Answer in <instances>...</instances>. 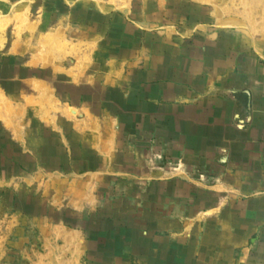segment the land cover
I'll use <instances>...</instances> for the list:
<instances>
[{
  "label": "rangeland",
  "instance_id": "1",
  "mask_svg": "<svg viewBox=\"0 0 264 264\" xmlns=\"http://www.w3.org/2000/svg\"><path fill=\"white\" fill-rule=\"evenodd\" d=\"M244 7L264 0H0V264H264V200L203 204L211 174L147 104Z\"/></svg>",
  "mask_w": 264,
  "mask_h": 264
},
{
  "label": "crops",
  "instance_id": "2",
  "mask_svg": "<svg viewBox=\"0 0 264 264\" xmlns=\"http://www.w3.org/2000/svg\"><path fill=\"white\" fill-rule=\"evenodd\" d=\"M232 16L219 27L232 37L214 42L200 69L183 66V82L159 86L147 99L166 107L165 138L185 166L211 174V198L201 202L213 207L236 196L264 200V8Z\"/></svg>",
  "mask_w": 264,
  "mask_h": 264
}]
</instances>
